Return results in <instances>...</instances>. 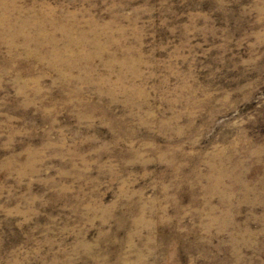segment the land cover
Listing matches in <instances>:
<instances>
[{"label":"rangeland","instance_id":"1","mask_svg":"<svg viewBox=\"0 0 264 264\" xmlns=\"http://www.w3.org/2000/svg\"><path fill=\"white\" fill-rule=\"evenodd\" d=\"M2 4L100 42L0 24V264H264V0Z\"/></svg>","mask_w":264,"mask_h":264},{"label":"bare ground","instance_id":"2","mask_svg":"<svg viewBox=\"0 0 264 264\" xmlns=\"http://www.w3.org/2000/svg\"><path fill=\"white\" fill-rule=\"evenodd\" d=\"M2 9H3V11L0 14V24L3 25L2 30H4V33L11 40V41L9 40V42L12 44V41L14 42V40L20 38L22 40V42L25 44V46L29 45V44L35 45L37 53L45 51L46 48H48V50L46 51V55L49 58H51L52 65H56V63H60V64L65 65V66L68 65V67H69L70 65L74 64L73 59H77V58L78 59L79 58L84 59L85 57L87 58L88 54H86V51H84L85 52L84 55H82L81 53L75 54V53L71 52V47H72L71 45L77 46V47L79 46V47L83 48L89 43L96 44V42L100 39V38H98V34H96L97 31H95V29L97 27L94 30L92 28H90V29H92L91 31L90 30H83L80 27H78V22L73 18V15H72V17H71V15H63V16H60V18H57V16L51 10L48 12V11H42L41 9H40L41 11H36V10L30 9V11H28L27 15H23L20 12L13 11L12 7H9L6 4H2ZM52 10H54V9H52ZM0 11H1V9H0ZM15 12H17L16 15H14ZM93 28H94V26H93ZM56 31L59 32L60 37L56 36ZM103 35H105V34H103ZM106 35H109V34H106ZM97 38H98V40H97ZM58 42H60V44L63 42V45L61 48L58 47V45H57ZM99 42H100V40H99ZM218 179H219V177H218ZM215 183L218 185L219 181L216 180ZM145 263L146 262L142 258H136L135 261L129 262L128 264H145Z\"/></svg>","mask_w":264,"mask_h":264}]
</instances>
